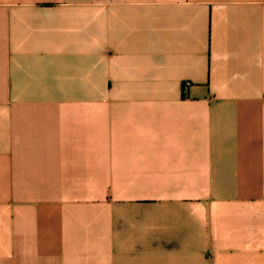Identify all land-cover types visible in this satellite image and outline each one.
Listing matches in <instances>:
<instances>
[{
  "label": "crops",
  "instance_id": "obj_1",
  "mask_svg": "<svg viewBox=\"0 0 264 264\" xmlns=\"http://www.w3.org/2000/svg\"><path fill=\"white\" fill-rule=\"evenodd\" d=\"M0 264H264V0H0Z\"/></svg>",
  "mask_w": 264,
  "mask_h": 264
}]
</instances>
